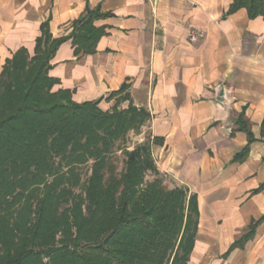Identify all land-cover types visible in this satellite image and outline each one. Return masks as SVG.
I'll list each match as a JSON object with an SVG mask.
<instances>
[{
    "label": "crops",
    "instance_id": "obj_1",
    "mask_svg": "<svg viewBox=\"0 0 264 264\" xmlns=\"http://www.w3.org/2000/svg\"><path fill=\"white\" fill-rule=\"evenodd\" d=\"M234 3L0 0V72L20 48L34 55L43 23L58 38L88 10L100 15L93 51L72 39L58 47L53 90L71 89L78 102L100 99L104 110L132 103L150 112L140 133L159 139L152 149L161 175L198 196L187 264H264V188L256 191L264 184V14ZM239 119L254 137L241 160L249 136ZM256 222L254 235L233 247Z\"/></svg>",
    "mask_w": 264,
    "mask_h": 264
},
{
    "label": "trees",
    "instance_id": "obj_2",
    "mask_svg": "<svg viewBox=\"0 0 264 264\" xmlns=\"http://www.w3.org/2000/svg\"><path fill=\"white\" fill-rule=\"evenodd\" d=\"M250 16L264 0H235ZM93 10L54 38L42 24L35 53L20 48L0 72V264H187L199 223L197 194L170 188L147 134L131 148L151 114L130 104L104 110L100 99L78 102L73 90H53L58 47L72 39L93 51L103 34ZM124 87H121L120 91ZM120 91L112 93L118 94ZM111 95V96H112ZM243 119V118H242ZM236 155L242 159L254 137ZM116 151L124 153L119 170ZM91 173L82 180V166ZM264 188L262 184L256 191ZM256 223L233 245L254 235Z\"/></svg>",
    "mask_w": 264,
    "mask_h": 264
},
{
    "label": "rangeland",
    "instance_id": "obj_3",
    "mask_svg": "<svg viewBox=\"0 0 264 264\" xmlns=\"http://www.w3.org/2000/svg\"><path fill=\"white\" fill-rule=\"evenodd\" d=\"M147 133H135L132 136H128V140L127 142H120L121 145H126L129 146V148H131L135 143H137L138 141H142V137L146 136ZM114 160L116 161V164L118 166V169L120 170L123 167L124 164V158L125 155L123 152L121 151H116L114 154ZM91 173V169H90V164L84 165L82 166V180L85 182V180L88 178V176Z\"/></svg>",
    "mask_w": 264,
    "mask_h": 264
},
{
    "label": "built area",
    "instance_id": "obj_4",
    "mask_svg": "<svg viewBox=\"0 0 264 264\" xmlns=\"http://www.w3.org/2000/svg\"><path fill=\"white\" fill-rule=\"evenodd\" d=\"M197 35L195 33L192 34V38L196 39Z\"/></svg>",
    "mask_w": 264,
    "mask_h": 264
}]
</instances>
